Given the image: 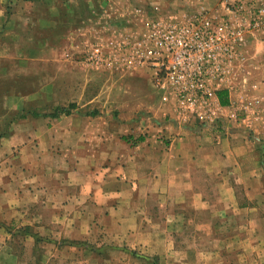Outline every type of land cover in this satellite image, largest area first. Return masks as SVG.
<instances>
[{
	"label": "crops",
	"instance_id": "crops-1",
	"mask_svg": "<svg viewBox=\"0 0 264 264\" xmlns=\"http://www.w3.org/2000/svg\"><path fill=\"white\" fill-rule=\"evenodd\" d=\"M159 1L113 7L105 24L103 17H94V29L103 40L138 34L139 19L148 12L179 16L197 7L196 0ZM208 1L212 8L218 5V0ZM24 2L0 0V27L9 23L7 5L18 11ZM243 54L234 87L214 97L213 125L192 115L177 117L171 94L147 67L94 68L107 74L106 81L119 75L124 87L143 88L140 98L134 92L123 97L118 104L129 108L116 116L108 110L70 112L48 125L31 114L14 124L5 145L27 139L16 157L0 162V235H6V226L12 233L25 232L21 247L31 262L40 242L34 234L44 238L41 264L54 257L62 264H88L89 259L78 258L90 254L78 241H94L109 255L126 256L122 264H196L197 255L202 264H257L258 239L264 236V31L246 38ZM44 83L42 90L51 93L50 80ZM245 85L260 100L255 114L242 120ZM98 97L94 105L105 104ZM16 126L26 129L19 132ZM37 137L44 138L42 146L32 144ZM42 147L48 161L40 157ZM2 254L0 263L16 264L14 253ZM105 259L103 264L112 261Z\"/></svg>",
	"mask_w": 264,
	"mask_h": 264
},
{
	"label": "rangeland",
	"instance_id": "rangeland-1",
	"mask_svg": "<svg viewBox=\"0 0 264 264\" xmlns=\"http://www.w3.org/2000/svg\"><path fill=\"white\" fill-rule=\"evenodd\" d=\"M24 1V3L28 2V4L18 8V11L15 10L14 6L7 5L5 14L9 23L6 28H4L5 26L0 27V32H5L7 35L10 34L8 37L0 35V146L8 144L9 134L13 132L12 126L26 118H33L31 116L32 113H36V117L41 116L43 119L48 120V125L54 120V117H51L50 114L55 107L68 108L70 104L74 105L70 110L72 112L71 116L75 113L90 114V112L100 113L106 110L116 116L122 112L123 108H129L127 104L126 106L118 104L121 103L124 96L130 94L128 92H134L133 96L140 98L143 92V88H140L141 86H135L134 88L124 87L119 75L114 80L106 81L108 78L107 74L94 73V65L86 63L83 57L85 52L96 41L105 38L103 33L96 28L94 29V17H103V23L105 24L108 18L106 13L113 11V7L121 8L127 3L144 5L149 0ZM63 1H66V5H64ZM158 2L160 1L158 0ZM208 2V0H196L194 4L198 6L202 3L206 8H212L214 5ZM48 5H55L59 9L49 10ZM196 10L197 8L188 11V13ZM145 11L148 12L150 10ZM167 13L172 12L166 10L164 14ZM147 16L153 15L148 12ZM137 74L134 76H139V73ZM243 78H247V73L243 74ZM48 80H50L52 85L51 93H46L42 90L44 82ZM111 81L112 83H110ZM139 88L141 89L140 91H138ZM242 93L243 104L241 108L244 106H247V109L252 107L250 105V100L252 99L260 100L259 96L250 95L247 92L246 85ZM97 95L105 103H99L100 107L94 105V96ZM143 96H146L145 92ZM18 101L19 103H17ZM107 102L110 104L106 105ZM141 106L135 107L140 109ZM100 108H103L104 111H101ZM244 112L247 114L251 110H244ZM80 124L82 128H90L91 126L94 128V122H91V126L86 124L82 126V123ZM17 127L19 132L26 129L25 126ZM26 139V137L22 136L18 139L20 141L16 140L17 142L14 141L15 143L12 141L13 145H5L8 147H6V152L0 154V162L16 157L19 149L23 144L25 145ZM44 141L43 137H37L32 141V144L38 147L39 145L42 146L45 143ZM40 151L42 153V156H40L42 161H48L49 154L44 152L43 147ZM5 229H8L5 233L6 235L3 237L0 235L1 258L3 257L2 253L9 250L16 255V264H41L40 260L43 258L44 249L40 246L45 241L43 240L44 238L39 240L38 248L33 254L36 259L31 262L28 260V253L24 249V245L21 247L23 234L20 232L12 233L9 230L11 229L9 226H6ZM243 236V244H245L247 237L246 234ZM90 242V244L88 242L85 244L82 241L77 242V244L85 245L84 247L90 252L91 255L87 252L78 255V258L89 259L90 262L88 264H103L102 256H105V262L112 258L109 264L126 262V256L118 257L116 253L109 255L112 252L108 251L107 248L96 246L94 241ZM258 243L259 248L256 249L258 252L257 264H264V236L258 239ZM92 246L94 247L90 248ZM100 253L101 258L98 256L96 257L97 260L94 259L93 255H99ZM134 253L138 254L136 250H134ZM60 262L62 260L54 257L50 264H62ZM202 263V255H197L196 264Z\"/></svg>",
	"mask_w": 264,
	"mask_h": 264
},
{
	"label": "built area",
	"instance_id": "built-area-1",
	"mask_svg": "<svg viewBox=\"0 0 264 264\" xmlns=\"http://www.w3.org/2000/svg\"><path fill=\"white\" fill-rule=\"evenodd\" d=\"M196 8L179 16H141L138 34L96 41L84 61L104 69L147 67L171 94L177 117L213 125L216 93L234 87L246 38L264 30V0H218L214 8ZM257 103L252 99V107L241 108L242 120L255 114Z\"/></svg>",
	"mask_w": 264,
	"mask_h": 264
},
{
	"label": "trees",
	"instance_id": "trees-1",
	"mask_svg": "<svg viewBox=\"0 0 264 264\" xmlns=\"http://www.w3.org/2000/svg\"><path fill=\"white\" fill-rule=\"evenodd\" d=\"M221 92H223V91H219L218 92V95L220 96V97H222L221 96ZM73 104H70L69 106H68V108H63V107H55L54 108V111L50 114V116L51 117H56V116H58L59 114H68V113H70V110L73 108ZM90 114H94V112H90ZM32 115L33 116H37V114L36 113H32ZM16 233H19V232H16ZM23 235L24 234H26L25 232H23L22 233ZM25 236V235H24ZM34 239L36 240V242H38L41 238H39L38 236H37V234H34ZM154 264H156V263H154Z\"/></svg>",
	"mask_w": 264,
	"mask_h": 264
}]
</instances>
